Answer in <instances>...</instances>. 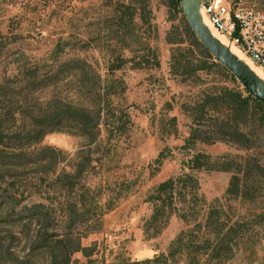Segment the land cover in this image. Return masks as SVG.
<instances>
[{"label": "rangeland", "instance_id": "rangeland-1", "mask_svg": "<svg viewBox=\"0 0 264 264\" xmlns=\"http://www.w3.org/2000/svg\"><path fill=\"white\" fill-rule=\"evenodd\" d=\"M119 1L122 0H0V93H6L4 98L0 97V107H8L17 100L9 92L19 87V74L24 69L37 67L44 72L72 60L80 61L77 67L82 72L63 70L56 74V86L47 95L89 109H95L97 104L101 107L107 99L91 143L77 134L58 132L47 134L40 143L64 155V162L54 167L56 173L63 167L71 170L74 163H87L82 172L84 185L97 191L102 202L113 205L101 217L99 231L80 239L81 246L94 248L89 257L91 264H111L121 259L140 261L165 254L171 241L179 233L189 231L192 224L171 216L156 234L146 230L151 212L144 201L147 192L178 175L180 162L192 154H243L221 143L196 144L192 150H179L189 123L175 105L167 110L164 104L171 97L193 93L194 88L168 74V58L175 45L168 44L166 37L181 41L180 48L190 47L191 58L198 55L199 49L191 45L179 15L168 11L164 0H148L144 21L135 18V25L129 28L120 29L113 22H106L109 8L116 7ZM236 3L264 11V0ZM118 58L126 62L113 69ZM134 61L139 62V68H134ZM104 85L112 87L110 95L102 92ZM171 117L175 118V132L168 134L165 121ZM160 152L165 158L155 171L153 161ZM189 173L196 181L197 195L202 198L194 209L199 217L210 207L220 209L221 219L231 222L250 219L259 212L261 204L224 199L229 173ZM61 196H57L56 202L62 200ZM18 208L9 214L6 206L0 204V237L8 249L0 253V264H46L47 258L40 252L24 257V239L32 236L35 226L24 224L25 219L13 226L9 224L11 214ZM52 214L55 218L48 229H58V211ZM252 233L254 245L234 251L223 264H264V223ZM250 235L246 232L245 239ZM86 261L80 252L70 258V264ZM203 263L209 261L198 257V264Z\"/></svg>", "mask_w": 264, "mask_h": 264}, {"label": "trees", "instance_id": "trees-1", "mask_svg": "<svg viewBox=\"0 0 264 264\" xmlns=\"http://www.w3.org/2000/svg\"><path fill=\"white\" fill-rule=\"evenodd\" d=\"M147 2H116V7L109 8L104 20L120 29L134 26L135 18L144 21ZM164 3L168 11L179 15L191 45L199 49L198 55L191 58L190 47L180 48L181 41L166 37L168 44L175 45L168 58V74L194 88L193 93L176 99L171 97L164 104L167 110L175 105L189 123L179 150H192L196 144L221 143L243 154L196 153L183 159L178 175L161 181L147 192L144 201L150 205L151 212L145 225L146 230L156 234L171 216H175L191 223L192 228L179 233L165 254L140 261L121 259L111 264H198V257L209 261L208 264H223L234 251L254 245L252 232L264 223V104L250 96L193 36L181 14L180 0H164ZM118 61L113 69L126 62L123 58ZM79 62H64L44 72L37 67L24 69L19 74V87L9 92L17 100L8 107H0L4 111L0 113V204L6 206L9 214L19 206L16 213L11 214L9 224L12 226L21 219L26 220L24 224L35 226L32 236L24 239L27 246L24 257L40 252L46 256V264H70L71 255L76 252L87 260L85 264H91L89 257L94 248L81 246L80 239L98 232L101 217L113 206L102 202L97 191L84 185L82 172L87 163H74L71 170L63 167L56 173L54 167L64 162V155L52 147L40 145L44 136L57 132L77 134L90 143L96 137L99 114L105 109L107 99L101 102V107L97 104L95 109H89L47 95L56 86V74L63 70L82 72L77 67ZM133 66L139 68V62ZM153 66L157 67L158 63L154 62ZM104 87V95H110L112 87ZM4 96L6 93H0V97ZM165 122L169 125L168 134L174 133L175 118ZM120 124L122 126L123 122ZM164 158L162 152L158 153L153 161L155 171ZM190 171L229 173L224 199L261 204L259 212L252 214L250 219L231 222L221 219L220 209L210 207L199 217L194 209L202 198L197 195V184ZM57 196L62 200L56 202ZM56 210L60 225L58 229H48L55 218L52 211ZM246 232L251 233L247 240ZM7 250L4 238L0 237V253Z\"/></svg>", "mask_w": 264, "mask_h": 264}, {"label": "built area", "instance_id": "built-area-1", "mask_svg": "<svg viewBox=\"0 0 264 264\" xmlns=\"http://www.w3.org/2000/svg\"><path fill=\"white\" fill-rule=\"evenodd\" d=\"M198 14L228 47L264 73V11L229 0H198Z\"/></svg>", "mask_w": 264, "mask_h": 264}, {"label": "water", "instance_id": "water-1", "mask_svg": "<svg viewBox=\"0 0 264 264\" xmlns=\"http://www.w3.org/2000/svg\"><path fill=\"white\" fill-rule=\"evenodd\" d=\"M180 10L190 32L211 57L227 69L250 96L264 104V83L248 67L218 42L202 24L198 14V0H180Z\"/></svg>", "mask_w": 264, "mask_h": 264}, {"label": "bare ground", "instance_id": "bare-ground-1", "mask_svg": "<svg viewBox=\"0 0 264 264\" xmlns=\"http://www.w3.org/2000/svg\"><path fill=\"white\" fill-rule=\"evenodd\" d=\"M202 24L208 29V31L210 32V34L212 35V37H214L218 42H220L222 45L226 46L230 53L232 55H234L238 60H240L241 62H243L248 69L258 78L260 79L263 83H264V73L260 72L258 69H256L251 63H249L248 61L244 60L243 58H241V56L238 54V52L232 48V47H228L226 45V42L224 40V38L219 35L218 33H216L214 30L211 29V27L208 25V23L206 22V20L204 18L201 19Z\"/></svg>", "mask_w": 264, "mask_h": 264}]
</instances>
